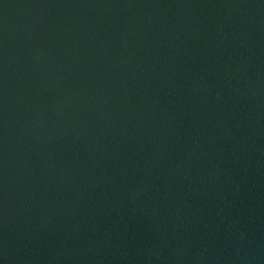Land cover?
I'll return each mask as SVG.
<instances>
[{
  "label": "water",
  "instance_id": "95a60500",
  "mask_svg": "<svg viewBox=\"0 0 264 264\" xmlns=\"http://www.w3.org/2000/svg\"><path fill=\"white\" fill-rule=\"evenodd\" d=\"M0 264H264V0H0Z\"/></svg>",
  "mask_w": 264,
  "mask_h": 264
}]
</instances>
